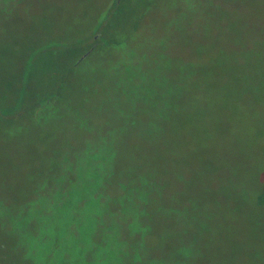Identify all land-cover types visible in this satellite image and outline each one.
Masks as SVG:
<instances>
[{
    "label": "rangeland",
    "instance_id": "374dc122",
    "mask_svg": "<svg viewBox=\"0 0 264 264\" xmlns=\"http://www.w3.org/2000/svg\"><path fill=\"white\" fill-rule=\"evenodd\" d=\"M146 1L1 6L0 213L3 232L10 217L18 230L0 231V260L27 264L35 222L70 215L49 184L100 153L89 213L124 228L126 264H264V0ZM117 11L133 19L106 28L123 59L94 52L69 70L51 58ZM49 88L47 117L25 110Z\"/></svg>",
    "mask_w": 264,
    "mask_h": 264
},
{
    "label": "flooded vegetation",
    "instance_id": "af4514ba",
    "mask_svg": "<svg viewBox=\"0 0 264 264\" xmlns=\"http://www.w3.org/2000/svg\"><path fill=\"white\" fill-rule=\"evenodd\" d=\"M6 1L8 0H0V8L3 6L8 9L10 2ZM109 21L110 17L108 15L106 24L99 27L96 34L81 41L86 49H83L78 55L77 52L82 44L79 46L72 44L70 48L66 49L69 51L63 55L52 52L53 54H50L51 58L54 60L60 59V61L63 58H69L65 63V67L69 70H76L81 64L80 62L94 52H101V55L107 53L112 56L113 54L114 57L123 59L125 55L131 53V50L121 49L125 46H120V38L114 43L107 41L106 28L113 26L109 24ZM134 51L136 50L134 49L133 53ZM71 58H74V60L70 61ZM57 86H60V84L57 83ZM53 89L45 90L41 101L38 103L41 106L40 108L38 104L34 103L31 106L28 105L25 110L32 109L35 113L33 115L36 117L41 115L44 110L47 117L52 112V107L56 105L57 92H53ZM165 92L168 93L166 90ZM153 94L152 89H147V95ZM159 108L164 111L163 102L159 103ZM39 109L41 111H38ZM108 160L109 157L104 154L102 156L100 153L90 154L86 162L80 161L76 167L74 165L64 167L62 171L65 173L64 177L49 184L51 189L56 191L51 196L53 199L51 203L57 205L61 211H69L70 215L60 219L58 224L55 222L54 224L35 222L36 242L33 247L29 245L28 255L23 257V261L29 264L32 256V259L35 257L38 260L35 264H78L80 260L83 261L81 264H126V234L124 228H115L106 219L99 220L95 214L91 216L89 213L90 208L94 212L99 207L101 191L105 188L101 169ZM64 189L67 190L64 191ZM61 194H64V196H61ZM88 204H90V207ZM256 205L264 207V199L258 200ZM96 212L98 211L95 210ZM1 219L3 220L4 216L0 213V231L3 232L4 228L1 226L3 221ZM16 222L15 219L10 217L5 227L6 231L10 233L17 232L18 223ZM28 229L27 222L26 226L23 224L22 233L28 232ZM6 231L3 233H6ZM33 232L35 233V230ZM12 262L13 260L6 263L4 258L0 260V264H11Z\"/></svg>",
    "mask_w": 264,
    "mask_h": 264
},
{
    "label": "trees",
    "instance_id": "16d2710c",
    "mask_svg": "<svg viewBox=\"0 0 264 264\" xmlns=\"http://www.w3.org/2000/svg\"><path fill=\"white\" fill-rule=\"evenodd\" d=\"M146 3H150V1L148 0L146 1ZM109 17H110V21L119 20V22L123 25L124 23L130 24L131 26L133 25V19L129 20V16L126 18L125 15L123 16L120 11H117L115 14L109 15Z\"/></svg>",
    "mask_w": 264,
    "mask_h": 264
}]
</instances>
